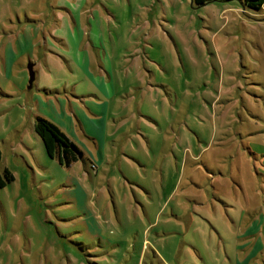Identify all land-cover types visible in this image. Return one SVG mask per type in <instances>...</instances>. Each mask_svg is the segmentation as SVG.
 <instances>
[{
    "label": "rangeland",
    "instance_id": "rangeland-1",
    "mask_svg": "<svg viewBox=\"0 0 264 264\" xmlns=\"http://www.w3.org/2000/svg\"><path fill=\"white\" fill-rule=\"evenodd\" d=\"M99 66L116 96L107 136L96 120L105 159L72 138L84 161L62 167L37 110L48 95L79 112L71 90L101 85ZM0 152L14 176L0 188V264H264V5L0 0ZM237 183L257 209L242 254Z\"/></svg>",
    "mask_w": 264,
    "mask_h": 264
},
{
    "label": "crops",
    "instance_id": "crops-1",
    "mask_svg": "<svg viewBox=\"0 0 264 264\" xmlns=\"http://www.w3.org/2000/svg\"><path fill=\"white\" fill-rule=\"evenodd\" d=\"M53 34V31L51 32V35ZM45 49L47 50V47L45 45ZM43 58L49 59V51H44V54L39 53ZM48 55V56H47ZM40 56V57H41ZM85 57L87 60H89V56L86 53ZM91 65L92 63L89 62ZM35 67V64L33 65V68ZM77 73H81L79 68L75 65L74 66ZM90 70V69H89ZM97 72L100 75L101 79V85H97L95 82L90 81V88L88 85L87 90H83V93H77L76 88L71 90L72 96L74 99L80 98L82 101H80V104H77L76 106H79L80 110L77 112V108L75 109H66L64 100L62 98H58L57 105L54 104V102L49 99L48 95L44 96L46 100H48V106H49V112L45 111L42 107L39 108V111L37 110L36 117H43L49 121H51L53 124H55L73 143L75 141L73 140L75 138L76 142H81L79 138H82L85 140V142H88L91 147L93 148V153L90 151L88 155L91 157V161H95L96 163L100 159H105V156L103 152L105 151V142H100L97 138L94 132L98 131L97 128L99 125L97 124L96 120L99 121L100 127L103 131V134L105 133V128L109 126L110 121L107 119V114L109 111V102L113 97H116L115 95L109 96L108 91L104 87V77L101 74H107L108 72L103 66H99L97 68ZM49 75V74H48ZM85 76V75H84ZM111 82V79H109ZM54 84V82H45L41 83L39 88H50V86ZM76 86H78L76 84ZM113 90V87H112ZM42 92V89H39V93ZM40 98V97H39ZM38 98V101L40 102V105L42 106V100ZM118 119H113V122L116 123ZM107 136V134H104ZM73 138V139H72ZM99 154V156H98ZM90 161V163H91ZM77 163V162H76ZM0 164H1V152H0ZM75 164V163H74ZM73 165V164H72ZM93 165V164H91ZM1 172L0 176L4 173L5 170L9 169L6 166H0ZM10 172V171H9ZM11 173V172H10ZM12 174V173H11ZM13 176V174H12ZM14 180V176H13ZM210 182H213V177L208 179ZM13 182V181H12ZM217 182V181H216ZM11 184V183H10ZM238 186V188L234 189V197L239 200L240 194L238 190H241L243 193L244 200L246 201L245 206L243 208H240V219L238 222H235L231 220V223H233V227L236 228V239L238 242V248H240L241 254L248 250L251 246V241L253 238L252 233V227H253V214L257 210L252 202L250 200H246V194L245 190L240 187V185L237 183L235 184ZM6 187V186H5ZM4 188V187H3ZM218 195V194H217ZM222 204H224V201H220ZM227 202L230 203V201L227 200ZM202 204V203H201ZM226 205V203L224 204ZM226 207H229L226 205ZM97 240L100 241V244L103 242V236L99 233L97 235ZM93 256V255H89ZM250 258V254L248 253L246 256L243 257L242 260H246Z\"/></svg>",
    "mask_w": 264,
    "mask_h": 264
},
{
    "label": "trees",
    "instance_id": "trees-1",
    "mask_svg": "<svg viewBox=\"0 0 264 264\" xmlns=\"http://www.w3.org/2000/svg\"><path fill=\"white\" fill-rule=\"evenodd\" d=\"M213 1H231V0H191L197 6L204 5ZM243 6L251 10H260L264 5V0H238ZM34 132L41 140L46 155L50 159H55L59 165L70 168L72 164L78 161H84V154L79 147L51 121L36 117L34 123ZM13 176L5 170L0 176V188L12 183Z\"/></svg>",
    "mask_w": 264,
    "mask_h": 264
},
{
    "label": "water",
    "instance_id": "water-1",
    "mask_svg": "<svg viewBox=\"0 0 264 264\" xmlns=\"http://www.w3.org/2000/svg\"><path fill=\"white\" fill-rule=\"evenodd\" d=\"M33 66L30 64L28 66V74H29V79H28V88H31L32 83L34 81V71L32 70Z\"/></svg>",
    "mask_w": 264,
    "mask_h": 264
}]
</instances>
